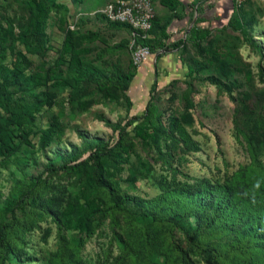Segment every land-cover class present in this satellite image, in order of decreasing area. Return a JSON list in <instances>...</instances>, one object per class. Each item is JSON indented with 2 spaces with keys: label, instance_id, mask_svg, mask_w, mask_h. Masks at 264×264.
<instances>
[{
  "label": "rangeland",
  "instance_id": "obj_1",
  "mask_svg": "<svg viewBox=\"0 0 264 264\" xmlns=\"http://www.w3.org/2000/svg\"><path fill=\"white\" fill-rule=\"evenodd\" d=\"M40 1L50 7L34 36L31 4ZM111 1L0 0L5 90L13 100L41 101L33 123L15 132L10 152L0 156V225L13 223L12 208L17 219L13 232L22 240L17 246L19 264H179L174 246L187 253L190 264H211L179 230L156 226L150 219L100 211L89 234L55 220L70 203H81L83 192L98 203L102 194L83 172L49 173L45 167L87 155L99 140L113 138L120 122L142 116L154 80L153 103L159 113L154 124L159 131L149 142L128 138L120 159L109 161V170L121 191L146 207L175 189L232 188L241 197L237 210L248 212L247 219H232L223 206L217 210L212 194L207 200L197 197L198 205H186L185 226L210 247L242 246L239 264L251 263V256L245 255L260 253L250 246L264 252L263 0H234L246 38L230 29L215 30L192 44L187 34L180 52L163 55V63L149 57L138 68L131 61L128 29L101 14ZM153 6L146 44L158 52L165 46L168 50L175 39L165 30L184 15V8L166 0H154ZM189 14L194 16V10ZM66 40L71 46L67 53ZM31 76L38 77L39 84L28 90ZM127 78H132L130 110L120 87ZM174 198L169 204L179 201Z\"/></svg>",
  "mask_w": 264,
  "mask_h": 264
},
{
  "label": "trees",
  "instance_id": "obj_2",
  "mask_svg": "<svg viewBox=\"0 0 264 264\" xmlns=\"http://www.w3.org/2000/svg\"><path fill=\"white\" fill-rule=\"evenodd\" d=\"M166 1L171 4L179 3L178 0ZM192 6H194L193 3ZM31 7L33 10V19L31 22L32 34L37 36L41 30L42 20L45 16L46 9L50 6L43 1H40V3L32 2ZM51 7L60 8L59 6L53 5ZM153 23L154 19L149 34L152 32ZM119 26L127 28L124 25ZM225 28L234 32H239L245 38L247 37V29L242 18L235 10H232L227 24L223 29ZM210 31V28L198 26V22H196L191 28L186 40L195 44L199 41L205 40L209 36ZM165 32L168 34L166 30ZM186 40H179V42L171 43L169 46L171 48L168 50V46H165L161 53L146 44L148 39L143 41V45L149 47L152 56L155 57V62H157L168 52H180L182 44ZM70 50V43L66 40L64 42V52L67 53ZM147 60L148 59L145 61ZM180 61L183 63L182 60ZM183 64L186 66L188 73H191V67L185 63ZM3 70L8 71L0 65V156L2 155L1 153L6 152V154H8L10 152L12 148L11 140L14 133L25 129L28 125L33 123L34 112L37 110V105L41 104L40 100H38V103H35V101L30 100V98L13 100L11 95L5 90L8 80L4 78ZM131 80L132 78L124 79L120 86L122 97L126 102L128 110L132 107V103L127 93ZM38 84V77L31 76L26 83V88L31 90ZM156 87L157 82L154 80L149 89V98L144 106V113L142 116H130L128 120L120 122L114 128L113 138H110L105 142L99 140L87 155L85 154L86 156L77 155L70 157L68 161H64L60 166H55L50 163L45 167V170L49 173H55L58 170L83 172L93 182L96 193L102 194L99 200L102 208L99 207L96 197L90 198L91 194L89 192H83L81 195L82 202L76 204L70 203L63 215L58 216L55 220L67 229L76 227L79 232L89 234L96 227V224L92 222L95 217L94 214L100 211L110 213V215L123 214L131 218L139 217L150 219L151 223L156 226L165 227L170 231L174 229L179 230L192 247L209 257L211 264H239L238 259L241 256H244L242 246L237 245L235 248L228 250L210 247L206 243H201L193 235L192 231L185 226V221L187 220V215L189 213L186 205H198L194 204L197 202V197L207 200L212 194L214 196L213 200L218 205L217 210H220V207L223 206V209L229 211L226 213H228L230 217H232L231 215H234L239 219H247L248 212H240V210H237V205L240 204L241 197L240 195H237L232 188H228L226 185L222 184L217 185L214 192H212L211 187L194 192L175 189L161 195L159 200L155 201L153 206L146 207L138 201L139 204L136 201L137 199L130 198L121 191L116 175L108 168L110 160L120 159L121 154L124 153L123 144L128 138L133 137L143 142H149L153 140L154 134L158 133L159 130H157L154 121H157L159 113L157 107L153 103ZM204 191L208 192V196L205 197L202 195ZM173 197H175L174 199L179 200L176 201L175 205L169 204L168 201ZM33 208L36 212L40 211L35 206H33ZM9 212L12 213L13 223L11 225H0V264H19L20 256L17 246L22 244V240L20 235L13 232V229H15L17 225V219L14 216L13 209L10 208ZM233 218L234 217H232V219ZM5 231L7 234H5ZM77 246H82L81 240L77 242ZM152 247L157 249L159 246L153 245ZM249 248L250 250H254L255 253L256 251L259 252L260 257L248 252L245 256H251V263L246 262L244 264H252V261L258 262V264H264V252H262V250L256 245H252ZM173 257L179 262V264H190L187 253L178 246H174L173 248Z\"/></svg>",
  "mask_w": 264,
  "mask_h": 264
},
{
  "label": "built area",
  "instance_id": "obj_3",
  "mask_svg": "<svg viewBox=\"0 0 264 264\" xmlns=\"http://www.w3.org/2000/svg\"><path fill=\"white\" fill-rule=\"evenodd\" d=\"M101 14L108 22L127 27L131 39V61L135 68L152 56L143 41L149 39L155 17L153 0H113L104 6Z\"/></svg>",
  "mask_w": 264,
  "mask_h": 264
},
{
  "label": "crops",
  "instance_id": "obj_4",
  "mask_svg": "<svg viewBox=\"0 0 264 264\" xmlns=\"http://www.w3.org/2000/svg\"><path fill=\"white\" fill-rule=\"evenodd\" d=\"M178 1L184 8V15H182V17H177L176 19H174L173 22H171L170 26L167 28L168 35L172 39H175L173 40V42L180 40V38H182L185 34H189L191 28L196 22H198V26L210 28V33L215 30L220 32L228 29L223 28L226 26L227 21L232 13L234 0ZM192 3L194 4V6H192ZM191 10H194V16H190L189 11ZM188 21L191 22L189 26H187ZM178 31H180L179 35L177 33ZM166 59L167 58L164 57L163 59L161 58L160 61L162 60L163 63Z\"/></svg>",
  "mask_w": 264,
  "mask_h": 264
}]
</instances>
